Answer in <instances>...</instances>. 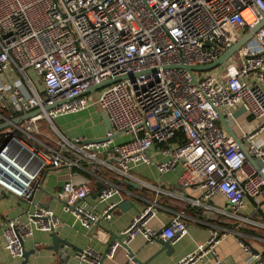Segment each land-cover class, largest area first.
<instances>
[{
  "label": "built area",
  "instance_id": "built-area-1",
  "mask_svg": "<svg viewBox=\"0 0 264 264\" xmlns=\"http://www.w3.org/2000/svg\"><path fill=\"white\" fill-rule=\"evenodd\" d=\"M263 15L264 0H0V123L40 110L0 130V145L6 140L0 149V191L29 199L44 168L78 161L98 163L121 176L130 165L153 163L162 174L179 163L180 184L200 191L191 205H203L235 225L264 230V23L237 49L238 68L229 63L191 75L175 67L213 61ZM88 107L107 116L112 133L128 138L114 142L105 130L106 139L84 143L67 138L52 122ZM238 109L257 122L250 129L238 125L235 133L230 123ZM153 145L168 156L165 161L150 160ZM74 189L66 180L56 194L62 211L84 228L110 218L113 203L96 212L75 201ZM116 191L108 181L97 198L105 200ZM215 194L225 206L203 203ZM153 215V205L134 214L122 231V245L136 233L146 242L170 244L184 235L180 214L157 231L147 226ZM58 223L50 209L36 205L24 220H6L2 248L11 258H21L24 238L33 230H55ZM228 231L212 226L198 252L212 253ZM236 235L248 263L264 264V253L251 251L244 235ZM200 255L188 254L174 264H190ZM126 256L133 260L131 253ZM100 257L89 247L75 254L88 264H99Z\"/></svg>",
  "mask_w": 264,
  "mask_h": 264
},
{
  "label": "crops",
  "instance_id": "crops-1",
  "mask_svg": "<svg viewBox=\"0 0 264 264\" xmlns=\"http://www.w3.org/2000/svg\"><path fill=\"white\" fill-rule=\"evenodd\" d=\"M92 110L99 125L102 124L97 110ZM95 109V110H94ZM85 110V109H83ZM60 115L54 118L53 124L67 138H97L102 137L103 133H94L92 126L86 129L84 125L88 121L86 114L82 111ZM239 116L233 114V118L246 119L240 126L250 129L254 122L246 117L241 109ZM235 112V111H234ZM233 112V113H234ZM81 113V114H80ZM74 118L73 120H70ZM57 121V124H56ZM88 130L91 131L88 133ZM1 133V132H0ZM121 140L127 136L121 135ZM115 142V141H114ZM148 156L152 162H163L168 156L159 150V145H153L148 151ZM99 157H104L99 154ZM108 159V158H107ZM112 161V160H111ZM78 161L71 166L60 165L56 168H44L40 176V186L35 188L29 199L18 198L14 195L0 191V264H19L21 258H11L7 251L2 248L1 229L7 219L18 217L24 220L27 213L32 212L36 205L48 208L58 219V226L55 228L57 235L69 243L66 253L69 258L61 264H88L75 258L78 250L85 247L102 253L109 239L121 234L128 225L129 220L135 214V210L129 204L118 208L119 203L126 199L139 210L153 205L154 215L147 222V226L153 230H160L172 217L180 214V219L185 223V233L173 244L171 253L168 255L164 251H159L160 244L155 241L146 242L144 238L136 233L127 244H117L111 256H105L100 264H174L188 254H201L190 264H253L248 263L249 254L238 242L236 232L244 235L243 244L248 245L251 251H261L264 253V230L250 227L248 225H235L224 218L218 217L214 212L203 205H191L190 199H197L200 191H193L190 185H181L180 177L183 169L176 163L169 171L158 174L153 163L130 165L126 176H121L115 171L108 170L98 163ZM32 162L29 167H32ZM72 180L75 185V201L84 207L91 208L96 212H102L108 203H113L114 207L110 210L109 219H101L98 223L82 227L69 212L61 209V201L56 194L61 190L64 181ZM117 185V191L105 200H98L95 196V187L100 182ZM204 204L223 207L226 203L224 198L215 194L209 202ZM248 213V209L245 210ZM214 225L228 228L229 231L220 235L215 242L213 252H198V245H204L210 233V228ZM49 233L40 230H33L31 236L22 241L25 250L32 249L41 244H49ZM133 255V260H129L126 253ZM39 257H28V264H50L54 261V256L48 250H40Z\"/></svg>",
  "mask_w": 264,
  "mask_h": 264
},
{
  "label": "water",
  "instance_id": "water-1",
  "mask_svg": "<svg viewBox=\"0 0 264 264\" xmlns=\"http://www.w3.org/2000/svg\"><path fill=\"white\" fill-rule=\"evenodd\" d=\"M264 23V15L262 16V19L260 20V22L258 24H256L254 27H252L250 30H247L246 32H244L238 39L237 42H235L233 45L229 46L228 48L224 49L223 51L220 52V54L211 62L207 63V64H202V65H177L175 67L178 68H183L186 71H188L191 75L192 72H202V71H208V70H212L214 68H216L217 66L221 65L223 62L226 61V59L235 51L237 50L248 38L251 37V35ZM132 75H127V78H130ZM109 81L103 82L97 86L91 87L89 89H87L85 92L89 93L91 91H93L94 89H98L106 84H108ZM60 102H57L55 104L52 105H45L44 109H49L52 106L58 104ZM40 112V110L35 109L26 113L21 114L19 117H14L12 119H9V121H3L0 123V130L9 127L12 124H16L21 120H25L26 118L36 115ZM99 117L101 119V122L105 128V130H107L108 132H111V136H115L118 133H112L111 131V126L109 124V121L107 119V116L103 113L100 112L99 113ZM219 119L222 122L224 128L227 130V132L233 137V134L231 133L230 129L228 128V125L226 124V122L224 121V119L219 115ZM106 139L105 137H97V138H84L82 140V142L86 143V142H98L101 140ZM74 141V140H72ZM6 143V140L3 141V143L0 145V149L3 147V145ZM250 159V158H248ZM103 187L102 182L99 183L98 186L95 187L96 189V193L95 196H97L99 194L100 189ZM129 204L130 207H132L135 210V214L139 212V209H137L132 202L127 201L126 199L122 200L119 205L118 208L120 210H123L122 207ZM226 205V203L224 204V206ZM49 237H50V243L49 244H41L38 246L33 247L32 249H28L25 250L23 248V244H22V255H21V260L19 264H28V257L30 255H32L34 258H38L39 257V251L40 250H48L51 252V254L54 256V261L50 264H61L62 262H66L69 258V255L66 253L67 247L70 246L71 248H73V246H71L69 243H67L65 240L61 239L57 233L53 230L50 229L49 230ZM125 234L121 233L118 235H115L113 237H111L108 241V243L106 244L105 249L103 250V252L101 253V257L99 260V264L101 263L102 259L105 257V253L108 251L109 247L111 244H113L114 242H117L118 244L122 245V239L124 238ZM156 242L158 244H160V249L159 251H164L165 254H169L172 251V247L169 243V240H161V239H157ZM74 249V248H73ZM80 250H78L77 252H79ZM137 264H145V262H139L138 260H136Z\"/></svg>",
  "mask_w": 264,
  "mask_h": 264
},
{
  "label": "rangeland",
  "instance_id": "rangeland-1",
  "mask_svg": "<svg viewBox=\"0 0 264 264\" xmlns=\"http://www.w3.org/2000/svg\"><path fill=\"white\" fill-rule=\"evenodd\" d=\"M240 62H241V59L238 55V52L237 50H235L227 59L225 62H223L221 65H226V64H233L236 68H238L240 66ZM221 65L217 66V67H221ZM95 110V109H94ZM97 110H95V113H96V116H97ZM241 109H238L236 110L233 114L237 117L239 116L241 113ZM82 113L86 114V118H87V122L86 124L84 125V127L86 129H89V125L92 126V130L94 131V133H103V130L104 128L102 127L103 124L99 125L98 122L96 120H93L92 119V116L94 117L95 114L92 113V110H87V108L85 110L82 111ZM81 114V113H80ZM74 118L70 119V120H73ZM246 119H238V118H233L232 119V122L233 123H230L231 126H234L233 129L235 131V133H238L239 131V126H242L246 121ZM252 120V119H251ZM54 122V121H52ZM254 122H257L256 120H254ZM56 124H57V121H56ZM239 125V126H238ZM51 129V128H50ZM238 129V130H237ZM52 130V129H51ZM50 130V131H51ZM49 131V132H50ZM91 131L88 130V133H90ZM51 134H49L50 136ZM53 137V136H52ZM113 141L117 142L119 140H121V135H115L112 137Z\"/></svg>",
  "mask_w": 264,
  "mask_h": 264
},
{
  "label": "trees",
  "instance_id": "trees-1",
  "mask_svg": "<svg viewBox=\"0 0 264 264\" xmlns=\"http://www.w3.org/2000/svg\"><path fill=\"white\" fill-rule=\"evenodd\" d=\"M40 127L42 129H45L46 128V126H45V124L43 122L40 123ZM38 137H39L40 140H43V138H44L43 136H38Z\"/></svg>",
  "mask_w": 264,
  "mask_h": 264
}]
</instances>
